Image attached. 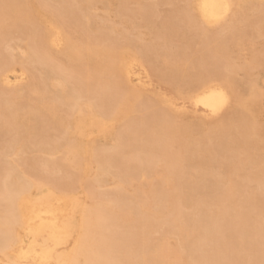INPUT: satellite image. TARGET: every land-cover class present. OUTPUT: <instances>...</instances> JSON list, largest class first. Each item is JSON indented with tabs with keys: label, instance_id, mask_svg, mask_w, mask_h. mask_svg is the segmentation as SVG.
Returning <instances> with one entry per match:
<instances>
[{
	"label": "bare ground",
	"instance_id": "1",
	"mask_svg": "<svg viewBox=\"0 0 264 264\" xmlns=\"http://www.w3.org/2000/svg\"><path fill=\"white\" fill-rule=\"evenodd\" d=\"M138 1L0 0V264H264V0Z\"/></svg>",
	"mask_w": 264,
	"mask_h": 264
},
{
	"label": "rangeland",
	"instance_id": "2",
	"mask_svg": "<svg viewBox=\"0 0 264 264\" xmlns=\"http://www.w3.org/2000/svg\"><path fill=\"white\" fill-rule=\"evenodd\" d=\"M58 1H60L61 2V0H58ZM99 0H95V2L94 3H97ZM100 1H102V0H100ZM100 1L98 2V4H95L94 5V9H95V7H96V9L93 11L94 13H95V11H97V12H105V10H104V6L102 5V3H103V1L100 3ZM107 1V0H106ZM106 1H104V3L106 2ZM176 1H178V2H176ZM139 2V4H137V3H135V4H137V6L134 4V6L133 5H131L130 6V8L131 7H133V8H131L132 10L134 9L135 11L136 10H138L139 9V5H144V6H151L152 4L154 5V4H156V5H158V4H160V0H139L138 1ZM103 3V4H104ZM105 4H107V2L105 3ZM104 4V5H105ZM133 4V3H132ZM186 3H185V0H175V4H161L158 8H157V13H155V15H153L152 16V23H154V22H156V20H161V18H163L166 14H169L168 12H170L171 10H173V9H177L178 7H182V6H184ZM116 4L114 3L112 6H113V9L112 10H114V9H116V7H117V5L115 6ZM103 6V8H101L100 9V7H102ZM177 6V7H176ZM98 9V10H97ZM103 9V10H102ZM111 9V8H110ZM97 12H96V14H97ZM104 12L102 13V14H104ZM167 12V13H166ZM101 13H100V15H101ZM137 13V12H136ZM107 14V13H106ZM98 17V18H101L100 20H102V18L103 19H108V20H110V21H112L113 20V18L112 17H110V16H113L112 14L108 17V16H105V15H103V17H100L99 16V13H98V15H94V17ZM102 16V15H101ZM137 16V17H136ZM106 17V18H105ZM98 18H94L95 20H97L98 21ZM111 18H112V20H111ZM134 19H133V22H134V24L136 25V26H138V23H139V19H138V15H136L135 14V16L133 17ZM138 19V20H137ZM99 20V21H100ZM114 21H112V23H113ZM134 25V26H135ZM143 29V28H142ZM144 30V29H143ZM143 30H141L140 32L142 33V35H141V39L145 42H147V40H145V38L147 37V36H145V33H146V30H145V32L143 31ZM137 31L139 32V30H136V33H137ZM20 35H18V33H16V34H14V35H11V36H9V37H7V38H5L4 40L6 41V44L7 43H9L8 41L10 40L11 41V39H15V38H18ZM23 38V37H22ZM19 39H20V37H19ZM19 39H16L15 41H14V46H15V44L17 43L16 41L18 40V43H17V45H19V44H21V42L22 43H25V42H23V41H19ZM147 39V38H146ZM150 38H148V40H149ZM16 42V43H15ZM20 42V43H19ZM260 42H263L264 43V36H263V38H262V41L260 40ZM24 45V44H23ZM19 46H21V47H23L22 49H24V46H22V44L21 45H19ZM236 50H233L232 49V51L233 52H237V54H235L234 53V59H230V63L231 62H234L232 65H240V64H242L241 63V61L240 60H243L244 59V57L246 58V59H248V54L247 55H245L244 53H246L244 50H245V48H244V50H243V48L241 47V48H235ZM259 49V48H258ZM244 51V53H243V51ZM232 51H230V52H232ZM241 51H242V53H241ZM19 52V53H18ZM17 53H18V55L20 54V51H18ZM16 53V54H17ZM229 56V55H228ZM232 56V57H233ZM239 56H242V58H240ZM238 57H239V60H238ZM236 59H237V61H236ZM246 59H244V62H246ZM237 62H240V63H237ZM243 62V61H242ZM237 63V64H236ZM159 64H160V62H159ZM133 68H134V73L136 74L135 76H133L132 77V85L134 86V85H136L137 86V88L139 89V87H140V85L142 86V87H144V88H142L141 89V87H140V89L141 90H143L144 92H146V93H144V95L147 97V98H150V99H154V98H156V97H161V96H163L162 98H163V100L164 99H166V101L169 103H174V105L176 106V107H178V108H181V109H187V114L185 113V114H183L182 115V118L180 119V123L181 124H185V125H193L194 124V122H195V120H196V118L198 117L197 115H199V114H195L194 115V112H192V107H191V105L188 103V102H186V101H184V100H181V99H179V100H177V99H175L176 98V94H175V90L172 88V86H170L168 83H166V82H162V81H160L157 77H155V76H153V75H150V76H148L146 73H145V70L144 69H142L138 64H135V63H133ZM255 70H253L252 72H251V74L253 75V78L254 77H257V76H255V75H258V74H260L261 72L260 71H258V70H256L255 72H254ZM237 72V73H236ZM236 72H235V75H234V78L236 79V84H238L240 87V89H242V88H245L246 87V85H247V80L244 78V75L242 74V72H239V71H237L236 70ZM254 72V73H253ZM258 73V74H257ZM138 74H140V75H138ZM236 74H238V75H236ZM251 75V76H252ZM236 76V77H235ZM240 76V78H242L243 80H240V78L239 79H237L238 77ZM243 76V77H242ZM258 80H262L263 79V77L262 76H258ZM139 85V86H138ZM135 86V87H136ZM158 90V91H157ZM149 92V93H148ZM158 92V93H157ZM154 97V98H153ZM172 97V98H171ZM175 97V98H174ZM161 98V99H162ZM167 99H169V101L167 100ZM171 99V100H170ZM175 99V100H174ZM173 100V101H172ZM165 101V100H164ZM262 102H264V98L261 100ZM259 102V106L257 107L258 109H256L255 111V116H256V121H257V124H258V126H261L262 128H264V126H262V125H264V103H262V102ZM166 102H164V104H165ZM166 104V109H167V107H168V105H170V104ZM262 103V104H261ZM192 109V110H191ZM260 109V110H259ZM228 113H229V111L228 110H226V111H224L219 117H217V118H207V123H209L210 125H215V124H217V123H219L222 119H224L226 116H228ZM125 114H122V117L124 116ZM134 115H136V114H134ZM263 115V116H262ZM195 116V117H194ZM138 118H140L139 117V115L137 116ZM189 118V119H188ZM259 118V119H258ZM261 118V119H260ZM189 120H191V122L189 121ZM209 120V121H208ZM262 121V122H261ZM260 122H261V124H260ZM260 124V125H259ZM263 135H264V131H263V133H262ZM262 135V136H263ZM258 137V138H257ZM256 138H255V136H254V138L256 139V140H258V139H260L259 138V136H257ZM0 141H1V139H0ZM3 142V141H2ZM1 142V143H2ZM263 142H264V137H263ZM262 142V143H263ZM1 143H0V147L2 146L1 145ZM108 144V143H107ZM106 144V147H108V145ZM262 147H264L263 146V144H262V146H260V148L258 147V148H255L256 149V152H255V150L253 151H251V154L252 155H257L258 153L259 154H261L262 153V155H263V153H264V150L263 151H261V153H260V151L259 150H261L262 149ZM257 150H258V152H257ZM258 154V155H259ZM59 157V156H58ZM27 164V163H26ZM39 163H37V165H38ZM194 164H195V166H194ZM196 164L197 163H193L192 165L190 164V167L191 168H193V169H195L196 168ZM210 164V163H209ZM213 164V163H212ZM217 165H219V163H216ZM213 165H215V164H213ZM216 165V166H217ZM41 166V163L39 164V166H37V167H40ZM192 166H194V167H192ZM254 165H252V166H249L248 167V171H250V172H253V167ZM190 167H187V169H189ZM190 168V172H192L193 171V169H191ZM250 168V169H249ZM160 170V169H159ZM247 187L248 188H254L253 187V184H248L247 185ZM109 188H111V187H109ZM109 188L108 189H106V190H109ZM246 192H248V190L246 191Z\"/></svg>",
	"mask_w": 264,
	"mask_h": 264
}]
</instances>
